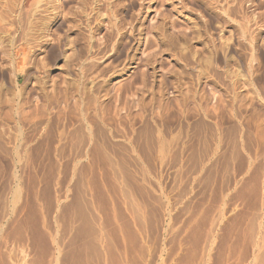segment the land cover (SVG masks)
<instances>
[{
  "label": "rangeland",
  "instance_id": "374dc122",
  "mask_svg": "<svg viewBox=\"0 0 264 264\" xmlns=\"http://www.w3.org/2000/svg\"><path fill=\"white\" fill-rule=\"evenodd\" d=\"M35 1L0 25V264H264V0Z\"/></svg>",
  "mask_w": 264,
  "mask_h": 264
},
{
  "label": "bare ground",
  "instance_id": "6f19581e",
  "mask_svg": "<svg viewBox=\"0 0 264 264\" xmlns=\"http://www.w3.org/2000/svg\"><path fill=\"white\" fill-rule=\"evenodd\" d=\"M8 1V0H7ZM10 1V0H9ZM8 1V2H9ZM14 1V3L11 5V7H9V9L10 8H12V9H10V10H6L5 8H6V6L5 5H3V6H5L3 9L5 10H3L2 8V11H3V13H7V14H10V13H12V12H14L16 9H14V7L15 6H19V5H25L24 3L26 2V1H29V0H13ZM37 1V0H36ZM36 1H35V3H36ZM67 1V0H66ZM73 1V0H72ZM78 1H81V0H78ZM89 1V0H88ZM91 1V3L92 4H94V2H92V0H90ZM103 1V0H102ZM104 1H107V0H104ZM109 1V0H108ZM107 1V2H108ZM2 1L0 0V7L2 6V3H1ZM39 2H42L41 3V5L39 6H37V10H36V8L35 9H33L34 11L36 10L37 11V13H40V12H43V13H46L44 16H45V18L47 19V16L48 15H51V19H53L52 20V24H55V22L58 20V19H60V23H59V25H58V27H61V26H63V25H66V24H68V23H71L72 21H75V19L73 20V17H75V16H73V17H71V15H73L72 14V10H71V7L69 8V6H68V8H67V6L65 5V2L63 3V2H60V0H41V1H39ZM69 2V1H68ZM82 4H84V2H85V0H82ZM98 2H99V0H98ZM106 2V3H107ZM4 3H6V2H4ZM3 3V4H4ZM30 3L32 4V1H30ZM30 3H28L29 5H30ZM34 3V4H35ZM96 3V2H95ZM100 3H102V2H100ZM109 3V2H108ZM242 3V2H241ZM33 4V5H34ZM38 4V3H37ZM36 4V5H37ZM44 4H46V5H48V4H51V6H49L50 8H47V6L46 7H44V8H42V6L44 5ZM80 4V3H79ZM110 4V3H109ZM235 4V3H234ZM8 5H10V3H8ZM27 5V4H26ZM35 5V6H36ZM97 5V4H96ZM101 5V4H100ZM100 5H99V7H100ZM102 5H104V4H102ZM107 5V4H106ZM210 5V4H209ZM34 6V7H35ZM89 5L87 4V7H88ZM109 6V5H108ZM107 6V7H108ZM26 7V6H25ZM77 7V6H76ZM80 7H83V6H80ZM79 7V8H80ZM86 7V8H87ZM93 7V6H92ZM98 7V6H97ZM103 7V6H102ZM101 7V8H102ZM105 7V6H104ZM22 9H23V7H21ZM28 8V7H27ZM29 8H30V6H29ZM86 8H85V10H86ZM89 8V7H88ZM90 8H91V5H90ZM95 8V7H94ZM233 8V7H232ZM231 8V9H232ZM31 9V8H30ZM100 9V8H99ZM24 10V9H23ZM23 10H21V11H23ZM29 10V9H28ZM28 10H26V8H25V13H26V15H27V12L26 11H28ZM84 10V9H83ZM90 10V9H89ZM88 10V11H89ZM93 10V9H92ZM222 10V9H221ZM226 10V9H225ZM228 10H230V9H228ZM241 10V9H240ZM35 11V12H36ZM95 11H97V10H95ZM94 11V12H95ZM101 11V10H100ZM103 11V10H102ZM105 11V10H104ZM17 12H18V9H17ZM30 12H32V10L31 11H29V14H31ZM74 12H75V10H74ZM73 12V13H74ZM77 12V11H76ZM84 12V11H83ZM86 12V11H85ZM84 12V13H85ZM90 12V11H89ZM93 12V13H94ZM98 12H99V10H98ZM232 12H234V11H232ZM3 13H2V15H3ZM78 13V12H77ZM80 13V12H79ZM82 13V12H81ZM91 13H92V11H91ZM99 13H101V12H99ZM228 13V12H227ZM229 13H230V11H229ZM237 13V15H238V12H236ZM18 14V13H17ZM16 14V15H17ZM36 14V13H35ZM41 14V13H40ZM222 14V13H221ZM2 15L0 14V25L2 24V22H4V18L2 17ZM33 15V14H32ZM31 15V16H32ZM42 15V14H41ZM82 15H84V14H82ZM97 15H99L98 13H97ZM103 15V14H102ZM101 14H100V17L102 16ZM6 15H4V17H5ZM8 16H10V15H8ZM12 16V15H11ZM18 16L20 17V13L18 14ZM34 16V15H33ZM39 16V15H38ZM87 16V15H86ZM108 16H110V15H108ZM18 17V18H19ZM22 17V16H21ZM35 17V16H34ZM36 17H37V14H36ZM35 17V19H37ZM39 17H41V16H39ZM91 17V16H90ZM93 17V16H92ZM95 17H96V15H95ZM104 17V16H103ZM111 17V16H110ZM5 18H7V17H5ZM76 18V17H75ZM78 19H79V17H77ZM84 19H85V17H83ZM88 18V17H87ZM97 18H98V16H97ZM254 18V17H253ZM17 19V18H16ZM22 19H24V18H22ZM26 19V18H25ZM30 19H32V18H29V23H30ZM34 19V18H33ZM41 19H43V18H41ZM46 19L45 20H43V23L42 24H44V21H46ZM49 19V18H48ZM82 19V18H81ZM95 19V18H94ZM93 19V20H94ZM101 19V18H100ZM7 20H11V17H10V19L9 18H7L5 21H6V23H7ZM14 21H17V20H15V18L13 19ZM104 20V19H103ZM110 20V19H109ZM108 20V21H109ZM21 21V20H20ZM26 21V20H25ZM25 21H23L24 23H25ZM36 21V20H35ZM39 21V20H38ZM83 21V20H82ZM34 22V21H33ZM37 22V21H36ZM48 22V21H47ZM46 22V23H47ZM78 22V21H77ZM80 22V21H79ZM89 22V21H88ZM111 22V21H110ZM109 22V23H110ZM10 23V22H9ZM13 23V22H12ZM12 23H10V25L12 24ZM28 22H26V24H29ZM76 23V22H75ZM81 23V22H80ZM93 23V22H92ZM8 24V23H7ZM34 24H35V22H34ZM40 24V23H39ZM49 24V23H48ZM47 24V25H48ZM78 24V23H77ZM89 24V23H88ZM111 24V23H110ZM3 25H6V24H3ZM2 25V26H3ZM79 25V24H78ZM87 25V24H86ZM102 25V22L101 21H99V18H98V20L96 19V24H95V26H93L92 27V25H90L89 24V26H90V28H89V31H90V33H93L95 30H96V28H99L100 26ZM104 25H105V22H104ZM104 25L102 26V27H104ZM8 26V25H7ZM7 26H5V27H7ZM18 26V25H17ZM16 26V27H17ZM28 26V25H27ZM26 26V27H27ZM32 25H30V27H31ZM37 26H39V25H37ZM40 26H41V24H40ZM76 26V24L74 25V27ZM81 26V25H80ZM108 26V25H107ZM247 26V25H246ZM5 27L3 26L2 28H4V30H5ZM34 27V26H33ZM73 27V26H72ZM71 27V28H72ZM112 27V26H111ZM115 27V26H114ZM140 27V26H139ZM139 27H138V29H139ZM0 28H1V26H0ZM9 28V27H8ZM18 28V27H17ZM20 28V27H19ZM32 28V27H31ZM76 28H77V26H76ZM110 28V27H109ZM123 28V27H122ZM243 28V27H242ZM248 28V27H247ZM39 29V28H38ZM38 29H35V30H38ZM59 29V28H58ZM70 29V28H69ZM113 29V28H112ZM3 29H1V31H2ZM6 30H7V28H6ZM22 30V29H21ZM246 30V29H245ZM248 30V29H247ZM27 31V30H26ZM11 32V31H10ZM31 32V31H30ZM29 32V30H28V33H30ZM98 32V31H97ZM114 32H116V31H114ZM182 32V31H181ZM9 33V32H8ZM11 33H13V32H11ZM24 33V32H23ZM27 33V34H28ZM41 33V32H40ZM141 33V32H140ZM2 34H3V36H4V32H2ZM25 34V33H24ZM35 34H36V32H35ZM34 34V35H35ZM38 34H39V32H38ZM81 36H82V34L81 33H79ZM130 34H132L131 32H130ZM139 34V33H138ZM248 34V33H247ZM251 34V33H250ZM9 35V34H8ZM7 34H6V37L8 36ZM33 35V36H34ZM41 35H43V33L41 34ZM115 35V34H114ZM78 36V35H77ZM92 36V35H91ZM133 36V35H132ZM249 36V35H248ZM253 36V35H252ZM13 37V36H12ZM35 37V36H34ZM111 37V36H110ZM8 38V37H7ZM38 38V37H37ZM80 38V37H79ZM82 38V37H81ZM107 38V37H106ZM140 38V37H139ZM185 38V37H184ZM2 39H3V37H2ZM4 39L6 40V38L4 37ZM10 39V38H9ZM15 39V38H14ZM41 39H42V37H41ZM84 39V38H83ZM91 39V38H90ZM93 39V38H92ZM101 39H103V38H101ZM114 39V38H113ZM168 39V38H167ZM173 39V38H172ZM253 39V38H252ZM12 39H10V41H11ZM134 40V39H133ZM170 40V39H169ZM3 41V40H2ZM2 41H0V42H2ZM7 41V40H6ZM17 41V40H16ZM23 41V40H22ZM36 41V40H35ZM76 41V40H75ZM81 41V40H80ZM92 41V40H91ZM94 41V40H93ZM96 41V40H95ZM14 42V41H13ZM27 42V41H26ZM89 42V41H88ZM16 43H18V42H16ZM43 43V42H42ZM121 43V42H120ZM140 43V42H139ZM54 44V43H53ZM58 44V43H57ZM175 44V43H174ZM6 45V44H5ZM5 45H3L4 47H5ZM8 45V44H7ZM13 45V44H12ZM26 45V44H25ZM89 45H91V44H89ZM3 46H1L0 47V49L2 48L3 49ZM11 46V45H10ZM94 46V45H93ZM7 47V46H6ZM95 47V46H94ZM100 48V47H99ZM178 48V47H177ZM182 48V47H181ZM6 49H8V48H6ZM5 49V50H6ZM27 49V48H26ZM86 49V48H85ZM84 49V50H85ZM4 50V49H3ZM4 50V51H5ZM12 50V49H11ZM25 51V50H24ZM93 51V50H92ZM27 52H28V50H27ZM102 53H104V52H102ZM25 54H27V53H25ZM29 54V53H28ZM8 55V54H7ZM10 56V55H9ZM29 56V55H28ZM68 56V55H67ZM85 57V56H84ZM78 58V57H77ZM8 59V58H7ZM28 59V58H27ZM12 60V59H11ZM89 60V59H88ZM156 61V60H155ZM28 62V61H27ZM72 62V61H71ZM10 63V62H9ZM20 64H19V66H24V63H25V60H23V61H20L19 62ZM92 64V63H91ZM93 66V65H92ZM10 71V70H9ZM19 72V71H18ZM235 74V73H234ZM27 78V77H26ZM67 78V77H66ZM35 81H37V80H35ZM77 81V80H76ZM161 82V81H160ZM94 83V82H93ZM33 84V83H32ZM78 84V83H77ZM240 84V83H239ZM152 85V84H151ZM11 92V91H10ZM28 94V93H27ZM90 94V93H89ZM105 94V93H104ZM106 96V95H105ZM160 96V95H159ZM93 97V96H92ZM26 98V97H25ZM34 106V105H33ZM32 107V106H31ZM21 112V111H20ZM23 112V111H22ZM95 123V122H94ZM84 125V124H83ZM83 127V126H82ZM78 129H80V126H79V128ZM83 129V128H82ZM85 130V129H84ZM84 130H82V131H84ZM96 130V129H95ZM75 132V131H74ZM82 133V132H81ZM95 134V133H94ZM81 135V134H80ZM79 135V136H80ZM79 138V137H78ZM74 140V139H73ZM87 140V139H86ZM77 141V140H76ZM87 142V141H86ZM166 142V141H165ZM85 143V142H84ZM77 144V143H76ZM79 144H81V143H79ZM84 145H86V144H84ZM150 145V144H149ZM152 145V144H151ZM169 146V145H168ZM151 147H153V146H151ZM165 149H167V148H165ZM164 152V151H163ZM116 167V166H115ZM115 167H113L112 166V168H115ZM123 171V170H122ZM124 175V174H123ZM122 178V177H121ZM119 180H120V177H119ZM125 182V181H124ZM78 190V189H77ZM131 191V190H130ZM130 191H129V193H130ZM125 193H126V191H125ZM77 194H78V192H77ZM128 195V194H127ZM128 198V197H127ZM129 199V198H128ZM88 200V199H87ZM131 200V199H130ZM75 201V200H74ZM87 202V201H86ZM76 203V202H75ZM89 203V202H88ZM130 205V204H129ZM84 209V208H83ZM81 210V209H80ZM79 213H80V211H79ZM89 215V214H88Z\"/></svg>",
  "mask_w": 264,
  "mask_h": 264
}]
</instances>
